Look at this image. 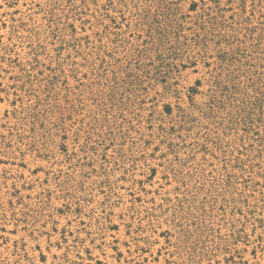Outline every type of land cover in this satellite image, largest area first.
<instances>
[{
    "label": "rangeland",
    "instance_id": "rangeland-1",
    "mask_svg": "<svg viewBox=\"0 0 264 264\" xmlns=\"http://www.w3.org/2000/svg\"><path fill=\"white\" fill-rule=\"evenodd\" d=\"M0 264H264V0H0Z\"/></svg>",
    "mask_w": 264,
    "mask_h": 264
}]
</instances>
